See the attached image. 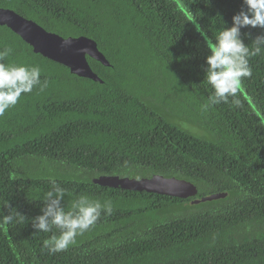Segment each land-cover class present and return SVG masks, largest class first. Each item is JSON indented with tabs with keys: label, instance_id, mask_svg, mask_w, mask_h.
<instances>
[{
	"label": "trees",
	"instance_id": "obj_1",
	"mask_svg": "<svg viewBox=\"0 0 264 264\" xmlns=\"http://www.w3.org/2000/svg\"><path fill=\"white\" fill-rule=\"evenodd\" d=\"M242 0H0L64 37L93 38L110 65L87 57L103 82L33 51L0 25L6 64L36 66L49 86L0 117V264H264V52L239 98L209 103V46ZM203 33V35H202ZM244 42L264 34L246 28ZM208 41V42H207ZM231 99V98H230ZM197 130H191V127ZM162 173L195 183L188 198L98 185L99 174ZM102 203L96 225L66 251L32 227L52 181ZM226 192L218 199H192Z\"/></svg>",
	"mask_w": 264,
	"mask_h": 264
},
{
	"label": "clouds",
	"instance_id": "obj_2",
	"mask_svg": "<svg viewBox=\"0 0 264 264\" xmlns=\"http://www.w3.org/2000/svg\"><path fill=\"white\" fill-rule=\"evenodd\" d=\"M246 28L264 30V0H242L240 11L231 18V26L220 31L215 42L209 46L210 54L205 57L204 72L213 94L209 103L202 106L205 110L220 103L243 107L238 94L243 80L252 77L250 58L264 52V34L255 36L249 47L243 37H251V33H242V29ZM11 52L10 47L0 50V117L14 108L23 95L32 93L34 89L43 92L49 86L47 78L41 80L38 65L6 64L4 60ZM66 195L68 190L53 180L51 190L43 196L42 214L33 218L32 227L36 232L58 230V234L54 233L42 242L43 248L51 254L66 251L74 245L78 236L96 225L102 211L108 215L112 213L110 200L102 203L86 195L75 198L71 202V210L65 211L62 201ZM21 216L19 212L0 215V223L11 224Z\"/></svg>",
	"mask_w": 264,
	"mask_h": 264
},
{
	"label": "water",
	"instance_id": "obj_3",
	"mask_svg": "<svg viewBox=\"0 0 264 264\" xmlns=\"http://www.w3.org/2000/svg\"><path fill=\"white\" fill-rule=\"evenodd\" d=\"M0 25H5L18 34L34 52L67 66L71 73L103 82L91 67L87 57L95 58L107 66L110 62L93 38L85 35L64 37L7 7H0ZM84 49L87 51H83ZM92 182L103 186L144 190L181 198L195 196L198 192L197 186L192 181L176 176H165L162 173L142 177L106 173L93 177ZM226 194V192L218 191L192 199L191 203L222 198Z\"/></svg>",
	"mask_w": 264,
	"mask_h": 264
},
{
	"label": "rangeland",
	"instance_id": "obj_4",
	"mask_svg": "<svg viewBox=\"0 0 264 264\" xmlns=\"http://www.w3.org/2000/svg\"><path fill=\"white\" fill-rule=\"evenodd\" d=\"M191 127V130H193V131H195V130H197L198 131V129L196 128H194V127H192V126H190Z\"/></svg>",
	"mask_w": 264,
	"mask_h": 264
}]
</instances>
